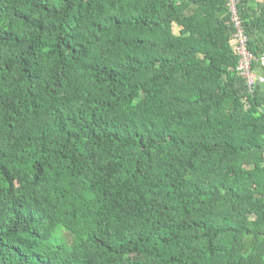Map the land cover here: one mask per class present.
Wrapping results in <instances>:
<instances>
[{"label":"trees","instance_id":"trees-1","mask_svg":"<svg viewBox=\"0 0 264 264\" xmlns=\"http://www.w3.org/2000/svg\"><path fill=\"white\" fill-rule=\"evenodd\" d=\"M233 32L223 0H0V264H264Z\"/></svg>","mask_w":264,"mask_h":264},{"label":"built area","instance_id":"built-area-1","mask_svg":"<svg viewBox=\"0 0 264 264\" xmlns=\"http://www.w3.org/2000/svg\"><path fill=\"white\" fill-rule=\"evenodd\" d=\"M233 27L232 42L238 56L237 74L245 81L248 92L255 94L258 86L264 83V75L257 69L264 68V53L254 54L249 48L250 36L247 34L240 14V0H223ZM256 67V69H255Z\"/></svg>","mask_w":264,"mask_h":264},{"label":"crops","instance_id":"crops-1","mask_svg":"<svg viewBox=\"0 0 264 264\" xmlns=\"http://www.w3.org/2000/svg\"><path fill=\"white\" fill-rule=\"evenodd\" d=\"M245 21L250 28V37L255 47L264 52V0H240ZM264 75V68L256 70ZM264 99V83L258 86Z\"/></svg>","mask_w":264,"mask_h":264},{"label":"rangeland","instance_id":"rangeland-1","mask_svg":"<svg viewBox=\"0 0 264 264\" xmlns=\"http://www.w3.org/2000/svg\"><path fill=\"white\" fill-rule=\"evenodd\" d=\"M174 31L177 33V29L176 28H174Z\"/></svg>","mask_w":264,"mask_h":264}]
</instances>
